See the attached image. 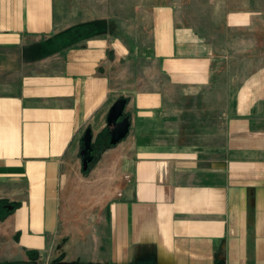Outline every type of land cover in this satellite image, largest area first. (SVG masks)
<instances>
[{"label": "crops", "instance_id": "0c3cea01", "mask_svg": "<svg viewBox=\"0 0 264 264\" xmlns=\"http://www.w3.org/2000/svg\"><path fill=\"white\" fill-rule=\"evenodd\" d=\"M174 7L0 0V264H264V31Z\"/></svg>", "mask_w": 264, "mask_h": 264}, {"label": "rangeland", "instance_id": "374dc122", "mask_svg": "<svg viewBox=\"0 0 264 264\" xmlns=\"http://www.w3.org/2000/svg\"><path fill=\"white\" fill-rule=\"evenodd\" d=\"M95 1V0H94ZM139 2L153 3L154 5H161L167 2L176 4L179 7H174L173 10L179 16H185L191 21L190 25H194L203 36L204 41L211 42L219 49L238 50L234 51L236 54H241L243 47L252 48L254 40L242 44L241 40L244 30L248 31L246 25H238L245 21L244 17L247 15L258 20V23L252 24L251 30L264 31V0H138ZM230 21L231 26H225V20ZM263 25H258L260 20ZM244 29V30H243ZM209 32L214 34V38L210 41L208 39ZM257 32V31H256ZM212 36V37H213ZM260 44L264 47V36L260 37ZM245 42V41H244ZM233 48V49H232ZM234 64H238L234 61ZM96 151L93 149L92 155ZM82 193L78 196L77 202H69V206H86L87 203H82Z\"/></svg>", "mask_w": 264, "mask_h": 264}, {"label": "water", "instance_id": "95a60500", "mask_svg": "<svg viewBox=\"0 0 264 264\" xmlns=\"http://www.w3.org/2000/svg\"><path fill=\"white\" fill-rule=\"evenodd\" d=\"M126 99L120 97L116 99L108 110L106 123L109 132V144L114 145L123 139L129 130V117L125 115L124 109ZM83 147L80 150L82 168L86 169L87 164L93 159L92 133L90 128H86L81 138Z\"/></svg>", "mask_w": 264, "mask_h": 264}, {"label": "flooded vegetation", "instance_id": "af4514ba", "mask_svg": "<svg viewBox=\"0 0 264 264\" xmlns=\"http://www.w3.org/2000/svg\"><path fill=\"white\" fill-rule=\"evenodd\" d=\"M92 151H93V148H92ZM92 151H91V154H92Z\"/></svg>", "mask_w": 264, "mask_h": 264}]
</instances>
